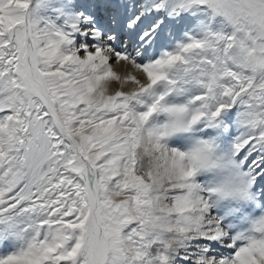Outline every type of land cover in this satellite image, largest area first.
I'll return each instance as SVG.
<instances>
[{
  "label": "snow or ice",
  "instance_id": "6c2138e0",
  "mask_svg": "<svg viewBox=\"0 0 264 264\" xmlns=\"http://www.w3.org/2000/svg\"><path fill=\"white\" fill-rule=\"evenodd\" d=\"M0 264H264V0H0Z\"/></svg>",
  "mask_w": 264,
  "mask_h": 264
},
{
  "label": "bare ground",
  "instance_id": "6f19581e",
  "mask_svg": "<svg viewBox=\"0 0 264 264\" xmlns=\"http://www.w3.org/2000/svg\"><path fill=\"white\" fill-rule=\"evenodd\" d=\"M114 70L117 71V72H123L124 71L120 66H116L114 68Z\"/></svg>",
  "mask_w": 264,
  "mask_h": 264
}]
</instances>
